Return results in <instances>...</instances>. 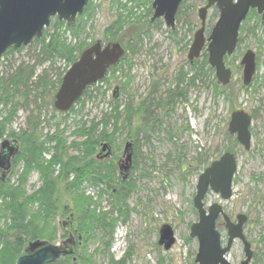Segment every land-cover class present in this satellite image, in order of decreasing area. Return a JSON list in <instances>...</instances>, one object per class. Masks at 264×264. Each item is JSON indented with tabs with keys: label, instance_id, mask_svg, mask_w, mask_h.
<instances>
[{
	"label": "rangeland",
	"instance_id": "1",
	"mask_svg": "<svg viewBox=\"0 0 264 264\" xmlns=\"http://www.w3.org/2000/svg\"><path fill=\"white\" fill-rule=\"evenodd\" d=\"M185 2L192 8L182 9L180 17L175 20L174 30L167 27L163 19L160 25L150 27L148 4L140 5L137 15L141 19L137 21V26L140 27L141 34L138 40L133 38L131 42L133 52H128L130 67L128 64L118 67L108 82L99 84V92L86 99L82 108L70 113L66 119H60L57 115L50 118L47 115L50 130L59 122L60 128L65 129L67 142H72L75 137L70 133L79 126L80 121L89 124L94 118L100 119L109 110L112 90L118 85V79L127 82L124 91L118 93L121 105L130 101L134 108L139 103H144L151 109V113L143 121L147 125L146 132L137 129L142 122L140 116H136L131 124L137 152L136 157L132 152V163L125 178L130 180L132 187L126 200L128 213L119 216L113 212L112 217L117 218V221L109 251L104 250V243L101 245L97 237L86 243V249L93 254L96 264H110L111 257L113 261L121 260L127 251L128 256L123 264H196L194 258L198 242L189 236V227L197 219L192 199L195 184L197 176L203 171V165L220 157L224 147L230 144L227 127L233 110H246L253 114L250 126L251 147L246 152L239 149L236 151L238 168L232 183V198L223 201L217 194L209 192L205 196V203L209 205L220 202L225 213L232 219L238 213L247 215L248 220L243 228L246 239L251 243L254 264H264V34L258 27L254 28L255 32L241 34L242 39L236 45V50L226 59L227 67L232 70L231 81L223 86L216 79L220 87L217 93L214 89L215 73H209L206 69L201 72L203 77L195 79L193 83H188L187 80L180 83V69L190 71L189 77L194 73V70L187 68L186 61L188 47L199 27L197 9L202 6V2L198 0ZM92 3L97 8L87 20L80 38L101 41L118 14L115 9L116 0H92ZM210 14L211 10L207 13L206 26H211L215 21ZM255 23V18L243 22L247 29L253 28ZM124 30L128 31L127 28ZM66 37L68 42H74L70 33ZM29 45L7 56L5 62L1 63L0 75L19 62L35 66L36 74L46 68V63H42L41 57L37 55V47L32 42ZM245 50H253L259 56L254 80L246 87L242 84V67L239 66ZM204 52L202 50L197 63L202 61ZM232 56L236 59H231ZM54 65L49 70L51 75L56 72L55 67H60V70L64 67L61 61ZM179 92L183 94L179 95ZM171 98V103L164 109L160 105L156 106ZM26 103H29V110L18 108L9 129L17 131L26 127L25 118L33 106V98H28ZM153 118L157 122L151 123ZM43 124L40 130L45 134L49 131V126L47 123ZM135 130H138L136 134ZM127 131L126 127L116 132L115 143L107 148L110 155L103 159V162H114L117 170L118 162L121 163V159H118L123 158V147L127 141L132 143L133 151L135 150L134 140L126 137ZM4 138L10 137L3 135L0 140ZM100 148L101 145L97 153ZM69 150L74 152L72 148ZM196 157H201L206 162L197 167ZM19 171L20 167L14 168L12 164L10 170L3 174L10 180V184H16ZM39 183V174L33 170L23 184L26 194L37 189ZM80 190L79 193L97 200L98 187L87 182ZM111 190L108 189L98 198L97 210H109ZM59 194L60 203L74 209L73 196L76 193L64 192L61 186ZM71 213L70 210L60 211L51 224L56 228V239L51 243H57L62 249L73 248V244L67 241L70 234L76 235L68 223ZM163 223L170 224L175 232V244L169 250L163 249L156 242L159 238L158 230ZM242 258V244L237 240L229 250L227 260L231 264H238Z\"/></svg>",
	"mask_w": 264,
	"mask_h": 264
},
{
	"label": "trees",
	"instance_id": "2",
	"mask_svg": "<svg viewBox=\"0 0 264 264\" xmlns=\"http://www.w3.org/2000/svg\"><path fill=\"white\" fill-rule=\"evenodd\" d=\"M152 1L116 0L115 9L118 14L113 19L111 26L106 29L107 32L100 42L119 41L126 53L117 65L108 69L102 81L88 86L82 97L66 112H58L53 107V95L59 88L62 75L70 66V63L78 57L82 49L93 43V40L87 41L80 38V34L85 31L87 20L92 16L94 9L97 8V5L93 4L92 0L88 1V5L83 9L84 12L78 16L74 25L67 26L65 22L52 18L50 20L51 27L44 29L42 37L33 39L32 43L38 49L37 55L41 57L40 61L42 63H46V68L36 74L35 66L19 62L10 66L9 71L0 75V138L3 135H7V137L16 139L19 148L12 164L14 168L20 167V176L16 184H10L8 178H3L0 175V264H15L16 259L23 254L28 241L46 239L49 242H53L56 239V228L51 226L52 221L60 211L65 212L66 210L72 211L71 226L72 230L76 232V238L74 236L72 246L73 251L61 255L56 261L47 264H96L93 254L88 253L86 249L87 241L92 238H98L101 245L104 243V250L109 251L117 221V218L112 217L113 212L118 213L119 216L128 213L126 212V200L131 193L132 187L130 180L123 179V175H119L114 162L111 160L103 162V160L97 158V150L100 145L105 143L107 147L109 145L112 146L116 141L114 138L116 132L127 127L126 137H131L134 140L133 147H135V150L133 155L136 157V138L133 137L131 124L136 116H140L142 122L137 129L139 131L142 129L146 132L147 125L143 121L147 118V114L151 113L150 106L139 103L134 108L130 101H125L121 105L118 93L124 91L127 82H122L118 79L116 80L118 85L114 86V89L117 87L115 95L113 94L114 89L112 90L109 110L104 112L100 119L94 118L89 124L85 121H80L79 126L71 131L70 134L75 139L69 143L66 140L65 129L63 127L60 128L59 122L55 124L53 130H50V120L47 115L49 114L50 118H54L57 115L60 119H66L70 113L82 108L86 99L99 92V84L103 83V81L108 82L110 77L115 75L114 72L118 67H123L125 64L130 67L128 52H133V44L131 42L133 38L138 40L141 34V29L137 26V21L141 19L140 15H137V10L140 5L148 4V16H152L150 4ZM198 1H201L202 4L205 3V0ZM185 8H192V6L188 5L184 0L175 14L176 19L180 17L182 9ZM248 13L244 21L255 18L256 23L251 29H247L244 26V21L241 23L237 44L242 39V33L255 32V27L261 29L264 34V22L261 20L260 15L254 9H250ZM210 15L214 20L217 19L218 15L215 7L211 9ZM162 19L155 18L154 21H151L150 17L148 24L150 27L160 25L159 23H162ZM188 24L189 26L191 25L190 23ZM211 27L212 25L208 26L206 33L210 31ZM126 28L128 31L125 32L124 29ZM68 33H70L74 42L71 40L67 41L66 35ZM170 33L174 32L170 31ZM25 47L8 48L0 59V66L8 58L7 56H11ZM207 56L208 54L205 50L200 64L196 62L198 58L192 63L188 59L186 61L187 68L194 70V73L189 77L190 71L180 69L178 82L183 83L187 80L188 83H193L195 79L203 77L201 72L204 69L208 70L209 73H215L214 69L208 64ZM229 57H225V62ZM233 58L232 56L231 59ZM258 58L259 56H257V61ZM57 61H61L64 67L61 70L60 67H55L54 71L56 70L57 73L55 72L54 75H51L49 70L55 66L54 64ZM213 79L215 83L214 89L217 93L220 87L215 77ZM178 94L183 93L179 92ZM31 97L33 98V106L25 118L26 127L19 128L17 131L9 129L14 122L18 108L24 107L29 110V103L27 104L26 102ZM171 101L172 98L164 103H157L156 106L160 105L164 109ZM154 122H157L156 118L151 120V123ZM42 123L45 125L47 123L49 126V131L45 134H42L40 130ZM150 128L152 129V126ZM137 132L138 130H135V134ZM228 137L230 144L224 147V151L228 150L235 154L238 149L243 150L242 146L237 143L235 136L228 134ZM70 148L74 150L73 153L69 150ZM46 155L49 157L47 158ZM195 159L197 167L206 162L201 157H196ZM206 165L203 166L206 167ZM33 170L39 174L40 185L32 193L26 194L23 184ZM87 182L99 188L98 198L107 192L108 189H112L111 196L113 199L111 198L109 201L110 208L108 211L97 210L98 198L95 201L91 196L79 193L81 187ZM61 186L64 192L76 193L73 196L74 209H69V206L60 203L59 190ZM216 227L225 237L226 230L221 219L218 220ZM127 256L128 251L121 260L113 261L111 257L110 264H123Z\"/></svg>",
	"mask_w": 264,
	"mask_h": 264
},
{
	"label": "water",
	"instance_id": "3",
	"mask_svg": "<svg viewBox=\"0 0 264 264\" xmlns=\"http://www.w3.org/2000/svg\"><path fill=\"white\" fill-rule=\"evenodd\" d=\"M184 0H153L151 20L163 18L167 27L174 29L175 14ZM88 0H0V59L10 47H20L29 44L33 38H40L42 30L50 24V18L66 22L67 26L74 24L76 18L83 13ZM215 7L217 19L207 36L204 35L208 9ZM255 9L264 21V0H205L204 6L197 9L200 20L199 28L193 34L189 45L187 59L191 62L197 59L200 52L206 48L208 64L215 69V78L223 86L231 81L232 71L225 64V56H230L236 49L238 32L242 21L250 9ZM126 53L119 41L102 43L94 41L82 49L78 57L62 75L59 88L53 95V107L58 112H66L72 108L88 86L100 82L106 76L108 69L117 65ZM254 51L246 50L239 62L242 69V83L250 85L256 71ZM117 87L114 89L116 94ZM227 132L235 135L244 151L251 147L252 133L250 131L251 115L246 110H233L228 121ZM16 139L0 141V172H8L12 160L18 152ZM123 160L119 165L120 173L125 179L132 163V143L124 145ZM97 155L101 158L109 155L107 144L102 145ZM238 168L236 154L224 151L222 155L211 161L197 176L193 208L197 211V219L189 227V236L198 242L194 262L197 264H231L227 260L229 250L235 241H241L243 258L238 264H250L253 250L251 243L245 238L244 224L248 220L245 213H238L233 221L225 213L220 202L205 204V196L211 192L221 200L232 198V182ZM72 215L69 216L71 219ZM218 218L223 220L225 237L216 227ZM70 221V220H69ZM158 245L169 250L175 244V232L168 223L159 228ZM72 241V236L68 238ZM25 251L15 264H47L56 261L59 256L68 254L72 249H62L47 240L35 239L29 241Z\"/></svg>",
	"mask_w": 264,
	"mask_h": 264
},
{
	"label": "flooded vegetation",
	"instance_id": "4",
	"mask_svg": "<svg viewBox=\"0 0 264 264\" xmlns=\"http://www.w3.org/2000/svg\"><path fill=\"white\" fill-rule=\"evenodd\" d=\"M205 4V3H204ZM204 4H202V6H204ZM201 7V6H200ZM212 8H214V6L213 7H211V8H209L208 9V11L209 10H211ZM255 10V9H254ZM255 12H256V10H255ZM208 16V15H207ZM51 20V19H50ZM152 21V20H151ZM153 21H154V19H153ZM206 23H207V19H206V22H205V30H204V35L206 36L208 33H206V31H207V29H208V26H206ZM47 27H49V26H47ZM46 27V28H47ZM45 28V29H46ZM43 31H44V29L42 30V33H43ZM201 54V53H200ZM195 61V59L192 61V62H194ZM191 62V61H190ZM191 62V63H192ZM232 71V70H231ZM232 76V75H231ZM251 114V113H250ZM251 118H252V114H251ZM7 139V138H6ZM97 155H98V153H97ZM108 157V156H107ZM97 158L98 159H100V160H103L104 158H101V157H99V156H97ZM121 159V160H120ZM120 160V162L123 160L121 157L118 159V161ZM119 165H120V163L118 162V170H119ZM119 175H122L121 173H120V170H119ZM5 178V177H4ZM250 264H254V260H253V254H252V257H251V263Z\"/></svg>",
	"mask_w": 264,
	"mask_h": 264
},
{
	"label": "bare ground",
	"instance_id": "5",
	"mask_svg": "<svg viewBox=\"0 0 264 264\" xmlns=\"http://www.w3.org/2000/svg\"><path fill=\"white\" fill-rule=\"evenodd\" d=\"M73 25V24H72Z\"/></svg>",
	"mask_w": 264,
	"mask_h": 264
}]
</instances>
